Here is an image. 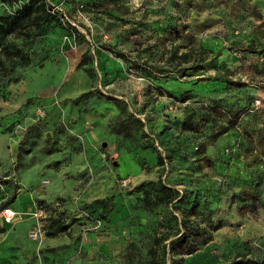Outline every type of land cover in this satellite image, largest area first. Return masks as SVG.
<instances>
[{
  "label": "rangeland",
  "instance_id": "1",
  "mask_svg": "<svg viewBox=\"0 0 264 264\" xmlns=\"http://www.w3.org/2000/svg\"><path fill=\"white\" fill-rule=\"evenodd\" d=\"M22 1L0 0V15ZM45 1L55 18L7 35L12 45L4 52L13 59H2L13 72L2 76L0 63V177L7 173L0 203L17 184L5 207L16 212L13 220L0 209V264L145 262L155 236L175 231L170 218L160 227L133 191L157 179L185 196L179 209L199 199L191 218L220 224L192 252L166 254V264L264 255V157L248 166L241 154L245 132L258 133L264 117V75L249 68L264 60V51L245 49L264 19V0ZM179 24L193 36L170 34ZM16 48L27 64L12 62ZM226 77L244 83L234 86ZM211 98L242 113L235 129L207 141L208 126L186 130L181 121L186 113L204 114ZM128 114L141 121L139 129L128 137L114 133L111 124ZM37 119L35 144L22 153L16 175L17 143ZM250 183L261 189L256 209L239 213V190ZM108 195L114 197L108 222L81 209ZM50 216L66 229L48 236ZM37 224L41 231L33 237Z\"/></svg>",
  "mask_w": 264,
  "mask_h": 264
},
{
  "label": "trees",
  "instance_id": "2",
  "mask_svg": "<svg viewBox=\"0 0 264 264\" xmlns=\"http://www.w3.org/2000/svg\"><path fill=\"white\" fill-rule=\"evenodd\" d=\"M9 1V0H1ZM105 3L110 0H100ZM115 1V0H111ZM42 19H54L55 15L47 10V3L45 0H24L20 6L13 13H3L0 15V63L3 65L4 70L2 76H9L14 68L13 65H9L6 60H12L11 55L4 52L5 49H9L6 36L12 33H17L26 24H36L37 21ZM170 34L175 36H183L190 38L193 36L192 31L184 32L182 25H175L170 28ZM110 51L116 53L118 56H124L125 54L112 46H103ZM249 52H263L264 51V19L253 26L251 38L245 47ZM17 53L12 62L27 64L29 58L26 54L22 53V50L17 49ZM8 65V66H7ZM249 68L251 71L260 75H264V60L260 62H249ZM228 84L234 86H240L244 82L240 80H233L226 77ZM30 101L27 99L26 103ZM116 103H120L119 100H115ZM242 110L233 108L221 103L219 98H211L210 104L207 105V111L204 114H200L198 117H193L191 114L186 113L182 118V127L186 130H202L208 126V135L206 140L218 137L224 132L235 129L236 125L240 121ZM213 115V120L206 124L207 118ZM218 117H221V122H217ZM41 120L37 119L35 122L29 124L23 131L21 138L17 143L16 162L13 167V171L18 175V166L22 164V153L31 150L35 144L34 135L37 134L40 129ZM141 121L135 118L132 114L126 116H118L111 124V130L114 133L121 134L123 137L131 136L134 131L139 129ZM246 142L241 150V154L248 166L254 165L256 162L264 157V117L258 133L245 132ZM203 147V145H202ZM201 147V148H202ZM48 152L52 151V148H46ZM201 159L206 162L210 161L208 155L204 154L201 149ZM158 164L163 163V158L158 150H156ZM7 173H4L0 177V182H7ZM17 184L13 183V189L8 199H5L0 203V209L7 207L14 200L16 196ZM133 191H137L141 194V201L145 209L155 213L157 215V223L160 227H164L165 223L169 221V218L174 221V234L172 237L164 238V236H155L153 245L147 250V259L145 262L140 260L133 261L129 259L128 264H166V254L172 255L177 252L190 253L195 250L200 244H203L209 240V229H216L220 224H214L213 220H207L206 224L202 225V222L192 217V212L197 210L199 205V199L195 197L192 199L188 208L179 209L178 204L184 201L185 196L180 193V190L162 182L160 179L148 180L145 183L133 188ZM261 189L255 183L244 185L239 190V195L242 200V204L238 208L239 213H247L256 209L258 200L260 198ZM114 206L113 195L107 197L95 198L89 202L84 203L81 206L87 216L99 215L105 222L109 221V212ZM174 209H178V215L175 214ZM168 215V217H167ZM165 221V223H164ZM66 224L59 218H52L50 216L49 223L46 226V234L48 236H54L55 233L61 232L66 229ZM172 259V258H171ZM173 263L174 260H171ZM218 264H264V255L262 256H247L245 253L237 254L235 257L227 262H221Z\"/></svg>",
  "mask_w": 264,
  "mask_h": 264
},
{
  "label": "built area",
  "instance_id": "3",
  "mask_svg": "<svg viewBox=\"0 0 264 264\" xmlns=\"http://www.w3.org/2000/svg\"><path fill=\"white\" fill-rule=\"evenodd\" d=\"M2 214H3V216L5 217V219L7 220V221H12L13 220V217H14V215L16 214V212L14 211V210H11L10 208H4L3 210H2ZM85 214L87 215V213L85 212ZM36 215V214H35ZM97 225H99L100 224V220H97ZM40 227H39V225L37 224V227H36V229L35 230H33L32 232H31V235L33 236V237H37L38 236V234H40Z\"/></svg>",
  "mask_w": 264,
  "mask_h": 264
},
{
  "label": "water",
  "instance_id": "4",
  "mask_svg": "<svg viewBox=\"0 0 264 264\" xmlns=\"http://www.w3.org/2000/svg\"><path fill=\"white\" fill-rule=\"evenodd\" d=\"M102 145H105V142H103ZM112 164H113V165H116V164H117V160H113V161H112Z\"/></svg>",
  "mask_w": 264,
  "mask_h": 264
},
{
  "label": "bare ground",
  "instance_id": "5",
  "mask_svg": "<svg viewBox=\"0 0 264 264\" xmlns=\"http://www.w3.org/2000/svg\"><path fill=\"white\" fill-rule=\"evenodd\" d=\"M11 209V208H10ZM12 210V209H11Z\"/></svg>",
  "mask_w": 264,
  "mask_h": 264
}]
</instances>
